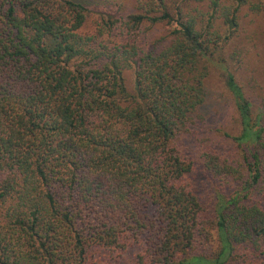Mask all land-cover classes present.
Returning <instances> with one entry per match:
<instances>
[{
  "label": "trees",
  "instance_id": "16d2710c",
  "mask_svg": "<svg viewBox=\"0 0 264 264\" xmlns=\"http://www.w3.org/2000/svg\"><path fill=\"white\" fill-rule=\"evenodd\" d=\"M92 6L0 0V264H264V206L251 195L264 183V107L254 113L231 70L245 151H205L215 198L187 152L240 3L211 0L206 20L166 0Z\"/></svg>",
  "mask_w": 264,
  "mask_h": 264
},
{
  "label": "rangeland",
  "instance_id": "374dc122",
  "mask_svg": "<svg viewBox=\"0 0 264 264\" xmlns=\"http://www.w3.org/2000/svg\"><path fill=\"white\" fill-rule=\"evenodd\" d=\"M92 7H116L124 12L136 11L137 0H86ZM171 9L181 8L183 11L198 15L199 19H208L212 11L211 0H166ZM221 4L240 3L238 12V27L230 31L224 25L223 39L220 41L216 54L208 62V75L205 79L206 101L195 114L190 125L187 152L198 161L197 184L207 200L215 198L217 189H221L220 181L211 173L204 170L206 160L205 151H215L241 159L244 147L233 141L238 134L239 119L235 102L229 92L224 73L231 70L236 74L246 96L251 101L255 114L264 107V0H220ZM95 14H98L95 12ZM160 23L146 32L147 37L157 41L168 36L170 30L176 26ZM126 83L131 92H135V72L126 70ZM202 162V165L201 163ZM232 181H230L231 183ZM223 185L224 182H222ZM227 186V185H226ZM231 188V186H227ZM229 192V191H228ZM252 199L264 206V183L253 189ZM214 245L201 246L202 253L212 252ZM263 264V263H261Z\"/></svg>",
  "mask_w": 264,
  "mask_h": 264
}]
</instances>
